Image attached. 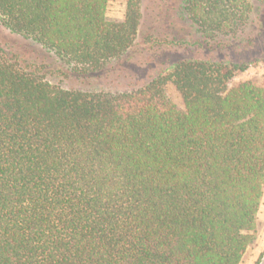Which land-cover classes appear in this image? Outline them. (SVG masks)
<instances>
[{"label": "trees", "instance_id": "obj_1", "mask_svg": "<svg viewBox=\"0 0 264 264\" xmlns=\"http://www.w3.org/2000/svg\"><path fill=\"white\" fill-rule=\"evenodd\" d=\"M253 1L185 0L200 41L171 44L238 37ZM108 4L0 0V23L92 77L139 31L138 2L123 22ZM245 70L183 61L132 91L84 92L0 47V264H241L264 197V81L230 87Z\"/></svg>", "mask_w": 264, "mask_h": 264}, {"label": "rangeland", "instance_id": "obj_2", "mask_svg": "<svg viewBox=\"0 0 264 264\" xmlns=\"http://www.w3.org/2000/svg\"><path fill=\"white\" fill-rule=\"evenodd\" d=\"M130 0H109L107 18L123 22ZM141 8L139 31L134 45L106 70L92 77H79L54 52L10 33L0 23V47L18 54L24 64L38 66L45 79L65 90L122 93L138 89L183 61L239 64L246 70L237 74L230 87L243 82L260 86L264 81V3L252 2L247 28L236 38L218 44L172 45L174 41L194 43L199 34L183 12L185 0H134ZM166 91L183 109L182 98L172 85ZM241 264H264V197L258 215L256 241L244 254Z\"/></svg>", "mask_w": 264, "mask_h": 264}]
</instances>
